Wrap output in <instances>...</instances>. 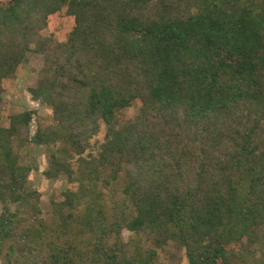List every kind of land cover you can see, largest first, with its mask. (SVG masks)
I'll use <instances>...</instances> for the list:
<instances>
[{"label": "trees", "instance_id": "trees-1", "mask_svg": "<svg viewBox=\"0 0 264 264\" xmlns=\"http://www.w3.org/2000/svg\"><path fill=\"white\" fill-rule=\"evenodd\" d=\"M63 8L67 40L32 42ZM30 42L53 113L31 141L76 189L44 214L13 146L31 113L0 127L1 264H157L169 245L182 264H264V0H11L0 80Z\"/></svg>", "mask_w": 264, "mask_h": 264}, {"label": "rangeland", "instance_id": "rangeland-1", "mask_svg": "<svg viewBox=\"0 0 264 264\" xmlns=\"http://www.w3.org/2000/svg\"><path fill=\"white\" fill-rule=\"evenodd\" d=\"M11 0H0V6L7 8ZM74 26V18L67 14L63 8L59 12L50 15L45 27L39 30L33 41L50 40L53 44L64 43ZM30 42L28 50L23 54L22 60L15 66L13 74L0 80V127L10 126L11 120L23 112L31 113V119L22 130V137L30 140L20 150L13 142L15 151L19 157L20 165L30 168L31 173L27 182V189H33L40 194V206L44 214H51L54 202L64 199V193L68 190L74 191L76 186L68 183L66 178L48 179L44 176L47 169L49 155L46 148L35 145L31 140L38 126L52 124V110L45 106L40 99H35L32 91L38 88V81L45 66V53L40 52V47ZM42 47V46H41ZM38 49L39 51H34ZM140 107L135 102L129 108L122 110L116 117L122 121H128L136 114ZM106 127L99 126V132L91 140L90 150L84 153V157L95 155L100 143H103ZM77 157L73 158V162ZM2 205L0 204V212ZM124 241L136 242L143 239L142 236H135L129 232L123 233ZM112 241L109 242V245ZM185 262L183 250L173 245L167 246L163 251H158L157 264H182ZM1 264V263H0Z\"/></svg>", "mask_w": 264, "mask_h": 264}]
</instances>
